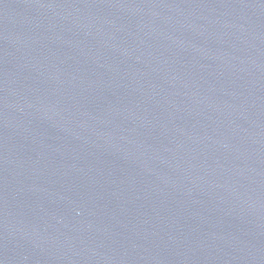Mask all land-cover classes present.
Instances as JSON below:
<instances>
[{
  "label": "water",
  "instance_id": "obj_1",
  "mask_svg": "<svg viewBox=\"0 0 264 264\" xmlns=\"http://www.w3.org/2000/svg\"><path fill=\"white\" fill-rule=\"evenodd\" d=\"M0 264H264V0H0Z\"/></svg>",
  "mask_w": 264,
  "mask_h": 264
}]
</instances>
